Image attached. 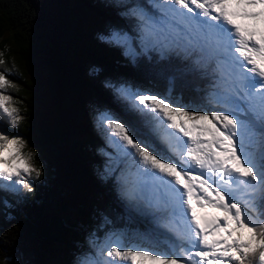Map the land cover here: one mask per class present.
<instances>
[{"label":"snow or ice","instance_id":"obj_1","mask_svg":"<svg viewBox=\"0 0 264 264\" xmlns=\"http://www.w3.org/2000/svg\"><path fill=\"white\" fill-rule=\"evenodd\" d=\"M129 14L137 23L134 36L113 31L101 39L130 54L134 44L142 45L141 51L179 50L211 81L210 109L130 86L118 89L163 131L162 140L179 163L139 140L118 117L97 114L126 165L130 197L144 201L154 216L160 213L162 226L195 250L165 253L124 243L114 234L93 264H264V0H148ZM10 86L0 71V118L17 127L22 117L6 94ZM26 143L0 130V188L33 191L28 177L39 178L42 168L32 163L35 153L24 152ZM206 208L224 215L198 213Z\"/></svg>","mask_w":264,"mask_h":264},{"label":"trees","instance_id":"obj_2","mask_svg":"<svg viewBox=\"0 0 264 264\" xmlns=\"http://www.w3.org/2000/svg\"><path fill=\"white\" fill-rule=\"evenodd\" d=\"M123 1L132 0H0V38L7 31L12 45L10 51L0 39V71L22 117L17 127L0 118V129L22 137L42 168L28 179L32 192L0 188V264H83L79 255L87 252L93 264L102 259L94 247L105 230L160 236L125 212L111 177L120 159L113 151L108 166L99 163L91 107L111 103L147 143L155 134L117 96L120 81L194 106H206L211 81L179 50L135 44L130 54L101 39L131 22ZM132 25L124 30L132 34Z\"/></svg>","mask_w":264,"mask_h":264},{"label":"rangeland","instance_id":"obj_3","mask_svg":"<svg viewBox=\"0 0 264 264\" xmlns=\"http://www.w3.org/2000/svg\"><path fill=\"white\" fill-rule=\"evenodd\" d=\"M136 1L137 0H132L131 2H124L123 1L124 4L122 6L123 7H126L127 8V11L130 12V8L133 5H135V2ZM142 3H143L142 6L143 5H148V0H142ZM123 12H125V11H123ZM130 24H133L132 26H134V28L132 29V34L128 33L129 36H132L133 34H135L136 27H137L136 20L132 16H131V22L128 21V20H127V22H125V20L121 21V23H120L121 27L113 28V29L108 30L107 35H105V36H109L113 31L126 32L124 29H126V27H129ZM0 39H1L2 43L5 44V47L11 51L12 50V45H11L10 41L8 40V32L7 31H4V33L2 34V36H1ZM134 45H133V48H132V52L134 50ZM123 49H124L125 53H129V51L126 48L123 47ZM10 58L12 59V61H15V57L12 54H11V57ZM21 70L22 69L20 68V72H21ZM11 84L12 83L10 82V85ZM122 85L125 86V87L130 86L131 87V90H133V91L140 90L142 92L154 93L151 90H148V88H146L143 85H136V84H133V83H130V82L120 81V83L118 84L119 88ZM210 89H211V87H210ZM117 96L120 97L121 101L122 100L126 101L124 103H125V105L127 107L133 109V111L135 110L133 108V106H132V101L131 100H129L125 96L121 95L119 91H118ZM172 101L174 103H176V104H180L178 102H175L174 100H172ZM180 105H186L189 108L202 107V108L210 109V108L214 107V105L209 102V97L207 98L206 106H203L202 104H197V105L194 106V103L180 104ZM91 111H92V116H94L95 119H97L98 112L107 111V112L111 113L112 115L118 117L121 121L126 122L128 125H130V123L128 122V120L111 103H108L107 102V103H105L102 106H98L97 103H94L93 102L92 107H91ZM146 122L150 125L151 130H152V133L153 134H156L154 136L155 137V140L154 141H149V142H147V144L152 145V147L156 148L157 151L161 152L164 155L170 156L174 160V158H173L174 154L167 147V144L163 140H162V145L160 144V142H159L160 137L158 136L159 129H157L155 122L154 121H151L148 117H146ZM96 126L94 127L95 128L94 133H95V135L97 137V140H98V142L100 144V147H99V150H98L99 151L98 152V155H99L100 158H99L98 161H99V163L102 162V164H103V163H107V161H109L110 159H115L114 156H113V154L111 152L116 151V149L109 143V141L107 139V133L105 131V127L102 126L98 122H97V125ZM0 128H2V127L0 126ZM141 141H143V140H141ZM143 142H145V141H143ZM24 152H26V153H28V152L33 153L31 150H29L27 148V146H25ZM38 157H39V161L42 162V158H40L39 155H38ZM115 163H116V166H117V169L116 170L120 169L117 176H123V175H125V173H126V165L123 164L121 162V160H118V161L116 160ZM103 168H104V166H103ZM115 171L111 174V177H117L114 174ZM29 178L30 177H28V179ZM3 183H11V182H3ZM117 186L120 189V195H121L122 202H124V204H126L125 205L126 206V209L129 210L132 214H134L135 212H139L140 213V216H143V213L149 214L150 212H154V209L149 208L147 206V204L144 201H142V200H135V201L138 202V204L141 205V207H142L141 209L139 208V206H138L137 203L135 204V201L130 198L129 193L126 190L124 181L117 182ZM21 187L22 186L17 185V188L20 189ZM118 187H116V188L118 189ZM144 196H146V195H144ZM216 212L217 213H210V217L209 218H213V217H216V216H223L224 215L223 212H220L218 210H216ZM147 225L150 226L149 224H147ZM158 226L160 227V225H158ZM93 229L94 230H97L95 228H93ZM97 231H99V230H97ZM153 233H154L155 236H158V234H156L154 230H153ZM91 234H92L91 235V241L94 242L96 240L95 239V235L96 234L93 233V232H91ZM114 234L120 236L121 239H122V242H124V243L132 244L134 246L151 247L155 251H160V252H165V253L174 252L175 250H177L180 247V245L178 244L179 239H177V238L168 239V237L166 238V236L165 237H158V238H156V237H152L151 235L148 236L147 234H145L143 232H140L138 234H131V235H129V233L128 232H125V231H113V230H105V232H103L101 234V238L97 240L96 246L95 247L93 246V247L97 250L99 247L104 246L106 240H108L110 237H113ZM147 237H149V238H147ZM97 251L99 253V250H97ZM93 254H92V252H87L85 254L84 253L80 254L79 255L80 261L83 264H87L88 261L91 262V260L94 258V255Z\"/></svg>","mask_w":264,"mask_h":264},{"label":"bare ground","instance_id":"obj_4","mask_svg":"<svg viewBox=\"0 0 264 264\" xmlns=\"http://www.w3.org/2000/svg\"><path fill=\"white\" fill-rule=\"evenodd\" d=\"M156 135V134H155ZM154 135V136H155ZM158 136L160 137V139H159V142H160V144L162 145V136H163V131L162 130H159V133H158ZM157 140V139H156ZM158 141V140H157ZM173 158L175 159L176 157L175 156H173ZM110 161V160H109ZM109 161H107V166H108V163H109ZM117 169V167H115V169H114V171ZM119 170L120 169H118V170H116L115 171V175L117 176L118 175V172H119ZM113 171V172H114ZM124 176L125 175H123V176H117V177H112L113 178V180H114V183L117 185V182H121V181H124ZM144 195H146V197L148 198V199H151V197H152V192H151V190L150 189H145L144 190ZM131 198V197H130ZM132 199V198H131ZM135 201V200H134ZM123 204H124V202H122ZM138 204V202L137 201H135V204ZM126 204H124L123 205V208H124V210H125V212L129 215V216H131V217H133L134 219H137V220H139L140 222H142V223H144L145 225H147V224H149L150 226H152L153 227V230L155 231V233L156 234H158V235H160L159 237H165L166 236V238L168 237V239H174V238H177V239H179V241H178V244L180 245V247H185V248H188V249H191V250H195V249H192L191 248V245L190 244H188L186 241H184V240H182L181 238H179L173 231H171L170 229H167V228H165V227H163L162 226V222H160V221H158L157 219H156V217H159L160 216V213H155V216H154V212H150L149 214H146V213H143V216H140V213L139 212H135L134 214H132L129 210H127L126 209V206H125ZM138 206H139V208L141 209L142 207H141V205L140 204H138ZM212 213H216V210L214 209L213 211H212ZM158 225H160V227L158 226ZM160 228V229H159ZM162 232V233H161ZM97 250H99V248L97 249ZM95 251V254L96 255H100L99 253H98V251ZM102 258V257H101Z\"/></svg>","mask_w":264,"mask_h":264}]
</instances>
